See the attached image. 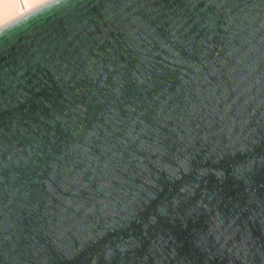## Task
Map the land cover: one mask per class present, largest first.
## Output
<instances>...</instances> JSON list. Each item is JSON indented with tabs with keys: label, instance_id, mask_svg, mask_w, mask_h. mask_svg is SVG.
<instances>
[{
	"label": "water",
	"instance_id": "obj_1",
	"mask_svg": "<svg viewBox=\"0 0 264 264\" xmlns=\"http://www.w3.org/2000/svg\"><path fill=\"white\" fill-rule=\"evenodd\" d=\"M0 264H264V0L0 32Z\"/></svg>",
	"mask_w": 264,
	"mask_h": 264
},
{
	"label": "clouds",
	"instance_id": "obj_2",
	"mask_svg": "<svg viewBox=\"0 0 264 264\" xmlns=\"http://www.w3.org/2000/svg\"><path fill=\"white\" fill-rule=\"evenodd\" d=\"M51 3L52 0H0V30Z\"/></svg>",
	"mask_w": 264,
	"mask_h": 264
},
{
	"label": "snow or ice",
	"instance_id": "obj_3",
	"mask_svg": "<svg viewBox=\"0 0 264 264\" xmlns=\"http://www.w3.org/2000/svg\"><path fill=\"white\" fill-rule=\"evenodd\" d=\"M59 2H60V0H52V3L49 4V5H47L45 8H47V7H49V6L53 5V4H58ZM42 9H44V8H42ZM42 9H39V10H37V11H35V12L30 13L28 16H25V17L21 18L20 20H17L14 24L19 23L21 20H25V19H27L29 16L34 15L35 13L41 11ZM14 24H12V25H14ZM12 25H9L8 28H10ZM8 28H6V29H8ZM6 29H4V30H0V32L5 31Z\"/></svg>",
	"mask_w": 264,
	"mask_h": 264
}]
</instances>
